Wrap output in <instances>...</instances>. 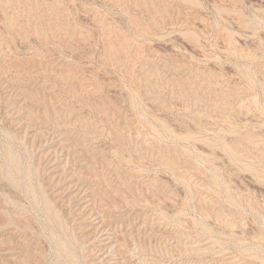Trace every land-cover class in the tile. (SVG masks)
I'll list each match as a JSON object with an SVG mask.
<instances>
[{
	"label": "rangeland",
	"instance_id": "1",
	"mask_svg": "<svg viewBox=\"0 0 264 264\" xmlns=\"http://www.w3.org/2000/svg\"><path fill=\"white\" fill-rule=\"evenodd\" d=\"M0 264H264V0H0Z\"/></svg>",
	"mask_w": 264,
	"mask_h": 264
}]
</instances>
